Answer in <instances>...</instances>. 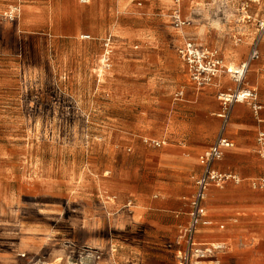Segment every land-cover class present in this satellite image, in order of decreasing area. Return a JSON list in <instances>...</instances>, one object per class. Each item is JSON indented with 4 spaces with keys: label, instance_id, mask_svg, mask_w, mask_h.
Segmentation results:
<instances>
[{
    "label": "rangeland",
    "instance_id": "rangeland-1",
    "mask_svg": "<svg viewBox=\"0 0 264 264\" xmlns=\"http://www.w3.org/2000/svg\"><path fill=\"white\" fill-rule=\"evenodd\" d=\"M120 1L129 5L123 14ZM150 1L91 0L80 8L63 0L74 17L31 35L22 54L8 29L13 51L0 56V264H134L119 255H131L137 238L120 211L135 203L123 189L138 183L126 177L150 164L143 148L158 147L141 117L150 113L155 73L146 65L135 75L138 50H123L116 35L153 26ZM175 1L168 19L178 8L190 27L199 15L213 19V0Z\"/></svg>",
    "mask_w": 264,
    "mask_h": 264
},
{
    "label": "crops",
    "instance_id": "crops-1",
    "mask_svg": "<svg viewBox=\"0 0 264 264\" xmlns=\"http://www.w3.org/2000/svg\"><path fill=\"white\" fill-rule=\"evenodd\" d=\"M205 1L195 0L197 4ZM213 1L212 20L199 15L194 27L183 30L168 24L169 20L173 23L167 12L175 0L150 1L153 12L147 20L155 24L121 30L116 35L124 44L123 50H138L131 63L135 75L146 65L155 73L148 79L150 113L141 117L148 119L143 132L153 137L158 147L143 148L150 164L140 165L132 177L124 178L138 184L123 189L134 195L135 203L120 211L130 215L129 224L137 238L133 240L131 255L123 249L119 255L132 258L134 264H178L177 239L190 221L196 182L205 170L201 159L220 138L228 139L232 146L224 149L223 157L213 163V168L240 180L231 179L208 188L204 206L209 224L200 225L196 238L202 243L222 242L229 247L218 256L219 264H264V187L260 185L264 157L258 142L259 133L264 131V34L259 42L260 58L250 62L243 84L257 91L262 106L258 112L249 102H235L227 110L218 95L236 90L238 84L222 74L212 84L199 87L189 78L188 65L179 55V48L192 37L198 44L218 50L228 66L247 61L258 36L254 20L264 16V0L251 3L253 20L247 24L239 23L240 0L226 4ZM133 2L130 10L137 12L140 3ZM73 4L87 8L91 0H73ZM125 5L126 1L117 3L118 9L123 8L120 14L127 10L129 5ZM14 8H19V12L11 20L8 15ZM71 10L63 0H0V31L5 41L0 56L8 57L13 51L8 50V29L15 30L22 54L23 42L31 35L52 33L55 23L74 17ZM140 154L138 147L135 157Z\"/></svg>",
    "mask_w": 264,
    "mask_h": 264
},
{
    "label": "built area",
    "instance_id": "built-area-1",
    "mask_svg": "<svg viewBox=\"0 0 264 264\" xmlns=\"http://www.w3.org/2000/svg\"><path fill=\"white\" fill-rule=\"evenodd\" d=\"M82 1L87 3L89 0ZM221 1L226 4L231 0ZM240 1L242 17L239 19V23L247 24L253 20V16L250 14L251 3L258 0ZM18 12L19 8H14L9 13L8 18L11 20L16 19ZM172 18L178 30H183L191 24L190 21L183 18L179 8L174 10ZM254 21L256 22L258 36L252 45L249 59L239 65H226L218 50L202 46L190 39H187L183 46L179 48L180 57L188 65L192 79L199 87L212 84L214 79L222 74L229 75L238 84L236 90L221 92L218 95L219 100L227 110L235 102H249L254 106L256 112L262 109V106L258 103L257 91L243 86L249 71L250 62L260 58L259 42L264 34V16L258 17ZM258 142L261 148L260 153L264 157V131L259 133ZM231 146L232 142L228 139L220 138L205 152L201 159L205 170L196 182L197 188L191 202L190 221L181 230L177 239L178 264H206L207 262L219 264L218 256L228 251L229 247L225 243H202L197 240L196 235L200 225L209 224V221L206 219V208L204 206L208 188L213 184L218 186L223 185L231 179L236 181L240 180L235 175L220 173L213 168V163L223 157L224 149ZM260 185L264 187V178L261 179ZM89 258L93 259L94 257Z\"/></svg>",
    "mask_w": 264,
    "mask_h": 264
},
{
    "label": "bare ground",
    "instance_id": "bare-ground-1",
    "mask_svg": "<svg viewBox=\"0 0 264 264\" xmlns=\"http://www.w3.org/2000/svg\"><path fill=\"white\" fill-rule=\"evenodd\" d=\"M31 243V242H30ZM26 244V243H25ZM48 264H50V263H48Z\"/></svg>",
    "mask_w": 264,
    "mask_h": 264
}]
</instances>
